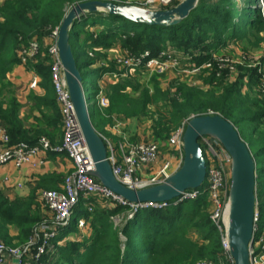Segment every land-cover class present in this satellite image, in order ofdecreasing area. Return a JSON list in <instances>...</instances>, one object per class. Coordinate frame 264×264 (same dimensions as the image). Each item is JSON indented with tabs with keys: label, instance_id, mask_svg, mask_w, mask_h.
<instances>
[{
	"label": "trees",
	"instance_id": "1",
	"mask_svg": "<svg viewBox=\"0 0 264 264\" xmlns=\"http://www.w3.org/2000/svg\"><path fill=\"white\" fill-rule=\"evenodd\" d=\"M86 1L90 0H3L0 4V83L15 65L20 64L17 51L30 41H36L39 46L37 61L27 63L25 67L38 78L44 95L36 102L48 109L47 127H52L56 134L61 128V114L51 82V58L43 43L58 28L70 7ZM224 1L199 0L184 20L171 27L138 25L121 17L87 14L74 22L69 32V44L83 81L92 78L88 92L92 103L90 119L95 129V118L102 112L128 119L145 114L150 106L157 109L154 124L158 128L154 138L158 139L167 136L170 129L179 127L190 116L209 111L233 123L254 157L255 171L260 179L256 185V200L261 225L264 220V89L259 86L261 75L260 78L255 75L236 79L223 87L224 78L216 77L220 70L212 56L227 41L245 38L250 29L256 28L260 32L263 21L259 9H253L249 4L243 7L224 6ZM113 2L122 4L126 0ZM248 3L253 5L252 0ZM91 27H98L99 35L117 39L129 55L144 61L158 55L166 58L168 48L177 45V49L190 52L187 62L196 66L209 64L211 76L204 78L202 86L176 84L173 92L170 88L162 90L156 78L149 79L151 93L145 86L142 87L143 84L129 80L100 89L95 83L108 70L92 58L87 57L82 62L80 52H77V48L84 53L86 48H105L108 45L85 30ZM84 33L89 41L86 46L79 43ZM146 51L149 55L143 57ZM261 65L264 66V54ZM92 66L97 72H90ZM134 70L138 71V68ZM243 84L247 86L244 93L241 91ZM215 87L221 88V93L215 94ZM254 87L260 90L256 92ZM127 88L131 92H127ZM99 92L108 100L106 108L97 105ZM0 123L7 131L11 145L18 142L33 145L41 138L52 146L61 142L62 131L60 140L54 144L39 127L25 128L15 99L6 104L0 102ZM206 195L203 191L192 201L183 200L163 209H138L130 218V206L99 198L107 204L93 208L97 198H83L75 206L70 225L58 231L57 237L49 242L35 264H190L200 259L215 261L222 252L220 235L210 220V204ZM88 207H91L90 212ZM39 209L35 192L26 197L9 199L0 191V240L3 244L14 242L17 248L24 249L41 220ZM121 213H124L123 222L116 226L114 219ZM76 217H82L89 224V237L57 244L69 232L77 230ZM11 229L15 231L13 236L9 234ZM193 230L198 234L197 240L191 239ZM31 251V247L27 249L22 261L29 260Z\"/></svg>",
	"mask_w": 264,
	"mask_h": 264
},
{
	"label": "built area",
	"instance_id": "2",
	"mask_svg": "<svg viewBox=\"0 0 264 264\" xmlns=\"http://www.w3.org/2000/svg\"><path fill=\"white\" fill-rule=\"evenodd\" d=\"M173 2L174 0H146L145 3L150 8L162 10ZM55 35L56 30L52 32L51 38L55 39ZM38 52L39 46L36 41H30L27 45L22 46L17 51L20 65L26 66L27 63H36ZM47 52L51 58L50 74L55 102L61 114V142L59 145L52 146L46 139L41 138L33 145L26 142H18L11 145L6 129L0 123V166L9 162H12L17 167L28 164L31 163L32 159L39 152L49 151L65 153L67 158L71 161L73 169L71 173L65 176L60 190L40 189L36 193V198L41 208L46 212L47 216L51 218L52 224L46 225L45 222L37 226L35 233L29 239L24 249L9 247L0 241V264H5L8 260L13 262L17 260L19 264L37 263L39 257L45 252V248L48 247L49 242L57 235L58 231L70 225L74 208L79 200L83 198L95 196L105 201L112 202L113 204L129 206L123 199L114 196L103 188L101 183L92 176L94 170L93 162L76 121L54 43L47 48ZM147 56L148 53L145 52L143 57ZM124 59V66L135 69L138 66L144 68H149L153 65L162 66V61L168 59V56L166 58L160 57L158 60L149 58L144 61L142 58L137 59L128 54V57ZM202 66L208 67L209 64H203ZM259 86L264 87L263 84ZM29 87L32 89L38 87V78L36 75L32 76ZM84 96H86L85 92ZM97 105L100 108L107 107V98L101 94L97 99ZM87 108H90L89 104ZM183 128L184 124L173 132L168 140L169 146L173 149V153L177 155L182 154L181 136ZM103 140L106 146L107 160L110 163L115 179L128 188L139 189L146 185L158 183L169 177L175 170V167L173 168L169 162H166L155 174L147 179H142L139 175V171L143 166L151 165L155 161L158 153L157 145L151 141H136L115 147L109 140ZM199 143L206 160L205 181L207 187L204 191L209 195V217L220 235L222 252L221 256L215 261L200 259L194 264H233V260L228 252V240L226 236L231 159L229 154L215 139L209 136H203L199 139ZM16 186H20V184ZM200 193L199 189L188 191L183 193L179 199L174 200L172 203H147L138 209H163L171 204L176 205L183 200L194 199L199 196ZM137 210L131 211L128 218ZM87 211L90 212L91 207H88ZM259 217L256 200L253 217V237L249 249L250 264H264V226L259 224ZM85 225L86 223L83 218L76 220V227L78 229H83ZM30 247L32 251L28 255L29 260L22 261L24 254Z\"/></svg>",
	"mask_w": 264,
	"mask_h": 264
},
{
	"label": "water",
	"instance_id": "3",
	"mask_svg": "<svg viewBox=\"0 0 264 264\" xmlns=\"http://www.w3.org/2000/svg\"><path fill=\"white\" fill-rule=\"evenodd\" d=\"M198 1L181 0L173 7L162 10L101 0L81 2L66 11L56 29L54 45L76 121L93 162L92 176L111 194L123 199L131 211L147 203H172L183 193L197 190L203 185L206 160L199 139L203 136L215 139L231 159L226 228L228 252L233 264H250L249 249L253 237L258 176L254 157L239 136L235 125L219 114L190 116L184 124L181 136L183 155L179 168L158 183L139 189L128 188L115 179L107 160L105 142L91 123L92 105L87 108L89 103L84 96V81L69 44V32L74 22L87 14L121 17L138 25L171 27L184 20L197 6ZM13 264L19 263L14 260Z\"/></svg>",
	"mask_w": 264,
	"mask_h": 264
},
{
	"label": "rangeland",
	"instance_id": "4",
	"mask_svg": "<svg viewBox=\"0 0 264 264\" xmlns=\"http://www.w3.org/2000/svg\"><path fill=\"white\" fill-rule=\"evenodd\" d=\"M3 0H0V4ZM105 1H111L113 0H105ZM181 0H174L172 4L169 6L163 8L167 9L170 7H173ZM215 1V0H213ZM251 0H225L224 6L227 4L229 5H239L241 7L245 6L246 4H249L252 6L253 9H259L261 12V17L263 21V28L260 30V32H257L258 30L256 28L250 29L247 32V36L245 38H239L237 40H230L225 43V46L217 48V51L213 53L212 60H216L218 62V69L220 70V73L216 75L217 78H224L223 81V87L227 86L228 84L232 83L233 81H236V79H244V78H251L252 76H259L261 75L262 82L259 84L264 85V66L261 65V58L264 54V0H252V3H248ZM146 0H126L125 3L122 4H132L135 6L148 8L151 10H156L154 8H150L146 5ZM114 3V2H113ZM251 8V7H250ZM159 10V9H158ZM161 10V9H160ZM253 16V14H252ZM89 34H91L94 38L98 39L99 41L105 42L108 44L105 48L98 47L97 49H89L86 48L84 53L81 52L80 49L77 48V52H80L81 55V61L83 62L86 60V58H92L97 61L101 66H104L108 71H105L103 76L100 80L97 81L96 87L101 89V86L106 83L114 84L116 82H123V80H129L137 82L138 84H143L142 87L147 88L149 90V93H151V83L149 82V79L156 78L157 84L162 88V90L169 89L171 92L174 91V86L176 84H182L188 87L192 86H202V82L204 78H209L211 76V68L207 66H196L193 62H187V59L190 58V52L184 49H177L178 46L175 45L173 48H168V52L165 54H168V59L162 61V66H151L149 68H144L138 66V71L126 67L123 65L124 58L128 57L127 51L123 49L120 46V43L117 39H110L107 38L104 35H99L98 27H91L89 29H85ZM81 35L79 38V43L81 44H89V41H87V37ZM54 38H51V36L44 40V46L45 48L49 47L51 44L54 43ZM92 42V41H90ZM86 46V45H85ZM167 46H170V44L167 43ZM177 46V47H176ZM196 52H199L198 50H195ZM149 55V52L146 51ZM160 58V55L157 57H153V59L158 60ZM187 58V59H186ZM19 65V64H18ZM95 66L91 67L90 72H97V69L94 68ZM256 69L255 72L252 70ZM11 72V71H10ZM10 72L7 73L6 78L0 83V102L6 104L10 101V99H15L17 102L16 94H17V88L11 78H13L10 74ZM30 74L35 75L32 73V71H29ZM260 74V75H259ZM226 78V79H225ZM91 79H85L84 81V89H85V97L91 107L92 103L89 97L88 88L91 84ZM104 81V82H103ZM245 84V83H244ZM242 85L241 91L244 93L247 90L246 85ZM261 87V86H260ZM255 91L260 90L259 87H254ZM263 90L264 87H261ZM127 92H131L130 88L126 89ZM215 90V94L221 93V88L215 87L213 88ZM254 92V91H253ZM101 95V92H99L96 96V100ZM19 105V104H18ZM106 108V107H105ZM102 110V109H101ZM156 108L153 106H150L145 111V114L141 116L131 117V118H124V117H117L115 115L108 116L107 114H99L95 118V127L96 131L99 134V136L102 139L109 140L114 146L118 147L126 145L127 143H132L140 140H136L132 137V133L136 130L139 133V136L144 137L146 134L150 135L149 140L157 145L159 152H166V155L169 159V164L172 165V167L177 170L182 162V155H177L173 153L172 147L169 146L168 140L170 136L175 132L179 127L182 126V124H185L183 122L179 127L175 129H170L167 132V136L163 138H154L155 137V131L157 130V125L154 124V119L157 118V115H155ZM207 114H217L215 112L209 111ZM119 118V119H118ZM110 120V121H109ZM112 120V121H111ZM119 121H125L128 122L125 131L126 135L124 138L118 137L114 138V135L111 134L109 131H107L105 128L107 127V124L110 125L109 129L114 128V132H116V128L113 125L114 123ZM105 125V126H104ZM113 125V126H112ZM105 127V128H104ZM237 129V128H236ZM111 131V130H110ZM109 132V133H108ZM246 143V142H245ZM247 144V143H246ZM165 154V153H164ZM174 170V171H175ZM260 182V179L257 180ZM207 187L206 181L203 183V185L199 188L200 192H203ZM47 190V189H45ZM206 200L209 202V195L206 193ZM198 197V196H197ZM196 197V198H197ZM15 198H20L19 196ZM22 198V197H21ZM94 201V206H102L106 205L107 203L100 200L98 197ZM194 198V199H196ZM189 199V200H194ZM210 204V203H209ZM97 207V206H96ZM41 213V220L38 223V226L40 224H44L46 222V225L52 224V220L49 216H47L46 212L39 209ZM75 211V208H74ZM209 214H210V207H209ZM124 216V213L119 214L114 219V224L117 226L121 224L122 217ZM82 217H76L75 219H79ZM73 219V216L72 218ZM75 220V222H76ZM264 220H262L261 225H263ZM76 231L69 232L66 237L62 240H59L57 244H62L64 241L67 240H83L84 238H88L90 235V229L89 224L86 223L83 229H78L76 227ZM14 230H10V236L14 235ZM191 239L197 240L198 234L196 231H191ZM58 235V233H57ZM57 235L54 237L56 238ZM2 242V240H0ZM3 243V242H2ZM9 247L17 248L14 245V242L12 244L7 245ZM8 262H11L10 260L6 261L5 264ZM177 264H186V263H177ZM194 264V263H190Z\"/></svg>",
	"mask_w": 264,
	"mask_h": 264
},
{
	"label": "crops",
	"instance_id": "5",
	"mask_svg": "<svg viewBox=\"0 0 264 264\" xmlns=\"http://www.w3.org/2000/svg\"><path fill=\"white\" fill-rule=\"evenodd\" d=\"M10 74L13 77L11 80L17 88L16 98L19 104V118L24 127H39L46 132V136L52 139L54 144H57L60 140L61 128L58 134H56V131L52 130V127H50V129L47 127L48 109L43 104L36 102L43 97L44 91L39 85L35 89L29 87L33 75L29 73L25 66L20 64L15 65ZM106 85L107 84L104 83L101 89H104ZM127 123L128 122L125 121L114 123L113 125L116 128V132H114V128L109 129L112 122L110 125L107 124V127L104 128L113 134L114 138H124L126 133L123 130L127 129ZM131 135L133 138L140 141H148L150 136L146 134V136L141 137L136 130ZM166 162H169L166 152L158 151L155 161L151 165L141 168L139 171L140 177L142 179H147L155 174ZM72 169V163L65 153L41 151L32 159L31 163L17 167L12 162H9L0 166V191L9 199H13L17 196L26 197L31 192L37 193L40 189L60 190L65 176L71 173ZM17 184H20V186H16ZM40 209L43 210L41 206ZM7 264H13V261Z\"/></svg>",
	"mask_w": 264,
	"mask_h": 264
}]
</instances>
